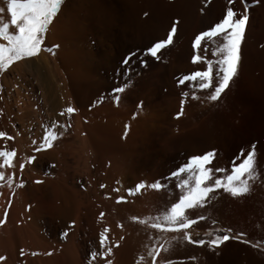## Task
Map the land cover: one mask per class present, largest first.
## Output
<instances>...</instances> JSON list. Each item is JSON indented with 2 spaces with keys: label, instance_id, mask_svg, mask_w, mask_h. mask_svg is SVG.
Segmentation results:
<instances>
[{
  "label": "rangeland",
  "instance_id": "rangeland-1",
  "mask_svg": "<svg viewBox=\"0 0 264 264\" xmlns=\"http://www.w3.org/2000/svg\"><path fill=\"white\" fill-rule=\"evenodd\" d=\"M199 1L196 9L197 17L191 19L184 36L177 37L175 33L174 36L177 37H175V43L173 42L174 44L172 43L167 50H161L162 54L158 53L161 55L159 61L145 57L144 59L149 60L147 66L141 65L140 52L149 45L150 41L160 38L153 31L158 24V19L153 14H149L150 19L142 16L141 28L139 25L136 27L132 17H124L125 15L120 17L122 20L112 21L108 25H94L91 21H86V29L79 33V39L76 38L78 40L75 44L78 67L86 77H89L85 84L83 82L77 85L64 84L63 80L61 81L63 77L59 78L53 72L51 65L47 63V57L38 56V54L27 58L32 62L8 66L4 70L5 73L0 74V96L3 97L0 101L3 109L0 114L3 119H1L0 131L15 137L13 141L8 142L2 139L1 145L7 143L9 148L14 147L17 150L14 158L16 166L25 160L26 155L22 147L34 146L33 140L39 142L45 128H51L53 121H59L66 126L57 127L54 131L58 134L62 133L61 137L69 138V149L79 154L81 152L80 135L86 132L84 124L91 122L90 126H94L91 128L99 143L100 153L106 156L104 167L107 166L106 171L99 172L100 174L93 170L94 182H96L94 191L98 192L95 191L96 203V199L101 194H99L101 189L99 185L104 182L100 177L103 175H106L109 180L108 186L111 193L114 192H112L113 189H121L123 192L126 189H132L134 192L126 191V193L131 196L139 194L138 197H140L141 191L136 192L138 194L135 193V185L140 182L146 184L160 182L165 185V188L158 192L149 189L151 193H154L147 195L145 204L139 212L131 208H129L131 210L128 209L129 212H121L112 206L106 212L107 228L110 232L107 233V237L112 244H116L115 236L120 229L128 233L125 234L128 238L129 251L126 248V250L122 249L117 260L116 247L113 248L111 257L113 264H117L116 261L118 264L120 262L122 264L125 262L126 264H152L149 251L154 244L160 249L156 264H164L169 260L172 264H240V261L236 260L228 263L221 262L217 257L218 252L208 249L206 245L189 244L184 240L182 230L157 232L149 226L152 222L151 218L159 216L162 219L166 206L175 202L181 195V190L174 187L177 179H166L169 172L185 164L188 157L202 154L211 148L217 150L215 163L225 169L223 173L214 175L217 178L226 179L227 175L231 174L232 163H240L239 159L234 160L238 150L248 149L256 142V150L259 152H257L259 157L256 160L258 178L255 181H249L250 192L243 196L233 197L223 189H218L211 206L189 210V218L197 215L205 217L204 220L190 227L192 238L211 239L216 229H224L227 223H237L233 221L236 219L234 217L242 220L248 216V219L258 223L264 219V148L259 144L264 140L262 138L264 137V85L261 86L256 72H246V81H241L238 66L237 76L217 101L205 99L208 93L200 91L196 93L199 99L194 100L191 98V90L186 85L179 87L176 85V77L198 68L190 65V55L182 50L183 41L188 42L186 39L192 38L196 33L211 26L201 22L202 13L199 9L205 5V0ZM245 39L244 36L243 40ZM217 42L215 41L214 46L218 45ZM211 46L213 45H208L209 59L212 58ZM240 50L242 57L243 41ZM129 51H135L136 56L127 64H123L122 60ZM199 67L202 68L203 65ZM37 69H40L38 73ZM262 69L264 74V67ZM126 70L127 74H125ZM247 85H250V88ZM122 86L124 91L118 94L119 103L114 104L112 97L117 94L112 90ZM182 92H188V96L183 98V114L177 117L176 114L181 111ZM141 101L142 104L137 107ZM69 105L77 108L78 111L73 113L71 118L67 113L60 116L59 113ZM106 120H109L112 125L117 121H124L128 128L125 130L123 127L121 131H117L114 127L101 129L100 121ZM250 140L253 143L252 141L250 143ZM50 155L52 154L45 157L46 168L43 169L45 171H42L43 173L49 172L54 165ZM76 164L81 170L82 162ZM11 173L16 175L17 171L13 168ZM76 180V184L83 189L85 185L83 176ZM104 185L107 186V184ZM238 208L240 211L237 210ZM241 208L244 209L241 210ZM242 211H247L246 213L249 214H244ZM95 212H97L96 221L100 220L99 209ZM134 216L138 219L133 220ZM140 220L147 223H140ZM213 220L216 221L215 224ZM117 223L122 227H117ZM60 225L59 234L65 230L69 233L67 228ZM94 237L90 240H82L80 264H87L86 253L89 250L98 249L99 236L97 234Z\"/></svg>",
  "mask_w": 264,
  "mask_h": 264
},
{
  "label": "bare ground",
  "instance_id": "bare-ground-1",
  "mask_svg": "<svg viewBox=\"0 0 264 264\" xmlns=\"http://www.w3.org/2000/svg\"><path fill=\"white\" fill-rule=\"evenodd\" d=\"M6 2L7 0H0V9H6ZM207 2V4L204 3L205 5H203L205 12L202 14L201 22L203 24H212L216 21L217 17L220 16L223 7L226 6V0H207ZM245 2L248 4L249 9V26L247 25L248 27H246V39L245 41L243 40L239 74L241 81H246V72L255 71L262 84L261 86H263L264 0H245ZM199 3V0H63L59 13L53 18V21L48 27V31L45 34V41L38 56L45 55V57H47V63L51 65L53 72H55L59 78L63 77L61 81L63 80L62 82L64 84L77 85L79 82L85 84V82L89 80L87 79L89 77H86L78 67V54L76 53L75 44H77L76 41L79 39V33L86 29V21L89 20L94 25H108V23L121 19L122 16L125 15L124 17H132L136 27L139 25L141 28L140 22L143 21L142 14L148 12L149 14L155 15L158 19V24L154 27L153 31H155L160 38L165 37L166 30L170 25V20L179 18L181 23L178 25L175 34L179 37L180 35L184 36L187 32L186 30L189 27L188 25L191 19L195 16L197 17L198 11H196V9ZM235 6L242 10L239 0H236ZM7 21L8 17L6 12L0 13V22ZM12 30L13 29L10 27L9 31ZM176 36H174L173 42L176 41ZM189 39H186L188 40L186 43L183 41L182 50L191 57V43L194 36L190 41ZM215 41L216 40L210 41L209 46L210 44L214 46ZM0 43H4V41L0 40ZM217 43H219V41ZM53 45H58L59 47L53 48ZM29 61L32 62V60L25 58L15 61L9 66L29 63ZM190 65L199 67V65H193L191 63ZM39 70L40 69H37V73ZM3 72L4 71H0V74ZM39 76H41V74ZM42 80L45 82V78ZM248 87L250 88V85ZM1 119L2 117H0V125L3 120ZM123 122L124 121H117V123H115L116 125H112L109 123V120H106L100 121L99 124L101 129L114 127L117 131H121L125 124ZM90 123L91 122H89V124H84L86 132L80 135L81 142L79 141V143H81V152H79V150V154L69 149V138L58 135L57 139L52 141L53 146L49 148L48 151L36 153V161L29 164L27 163V157L32 154L33 146L24 145L22 148L23 153L26 155L23 161L25 167L22 171L18 167L19 165L16 166L17 168H14L17 173L14 175L13 188L10 189L6 183L0 181V217L4 215V208L8 207L6 222L4 225L0 226V254L8 257L7 264H80V258L82 257L80 246L82 245L81 243H83L82 240H90L92 237L97 236L100 231H103L105 226L107 227L106 212L111 206L117 208V210L121 212H126L129 208L139 212L141 207L145 204L144 202L147 195L151 193L149 189L141 190L140 197H138L139 194L136 192L135 193L138 194L137 196H131L126 193V191H121V189H119L121 192H113L112 190L113 193H111L110 187L108 186L109 180L106 175L100 176L102 181H104L102 184H107V186L105 185V188L99 190V194H101L98 199H96L97 203L95 202V191L96 193L98 192L97 190L94 191L96 182H94L93 170L101 173L104 170L106 171L105 167L107 166L104 167L106 156L105 154L102 155V152L100 153L99 143L95 138V132L93 133V129L91 128L93 125L90 126ZM262 138L264 137L262 136ZM252 139L254 140V138ZM251 141L252 140L249 142L251 143ZM1 142L2 139H0V145ZM38 143L39 142H37V144ZM259 144L264 148V140ZM259 149L261 150L260 147ZM49 154L53 155L50 156L54 165L52 164L53 167L49 172L43 173L45 172L43 169L46 168L44 163L45 157ZM79 162H82L81 170L79 169L80 166L77 168L78 165L76 163ZM118 170L121 169L118 168ZM4 171L7 175L11 172V169H5ZM81 176L85 179L83 189L76 184V179ZM35 180H41L42 183L36 184L33 182ZM20 181L24 182L25 187H16V184H19ZM153 191L158 192L155 190ZM9 196H11L12 201L10 206L8 205ZM117 196H124L125 202L117 203ZM149 196L151 197L152 195ZM128 204L131 205V207H128ZM27 205H31V208L26 211ZM98 209L100 213L101 211L104 213V216L101 217L100 220H97V222L95 219L97 212L95 211H98ZM239 209L240 208L237 210ZM243 209L241 208V210ZM246 212L243 213L245 214ZM116 216H118L117 212ZM234 218L236 219L233 221L237 223H227L224 229L231 228L233 235L237 232L245 233L244 239L249 240L250 243L244 244L240 240L227 241L225 244L220 245L218 249H214L218 252L217 254H219L217 257L224 263L236 260L240 261V264H264V219L260 220L258 223L254 222L253 219H248V216L242 220L237 217ZM72 221H75V224L69 227ZM230 221H232V219ZM59 225L69 230L66 240L61 239L59 236ZM47 226L48 228L46 229ZM125 233L127 232L120 229L117 236H115L117 239L116 244L118 243V247H116L115 250L117 260H119L122 249H127L128 247V238H126ZM120 237H123V239H120ZM253 244L257 246L252 247ZM21 248L24 249L26 254L37 252L39 255H26L21 258L19 256V249ZM46 251H51L52 254L44 255L43 253ZM127 251H129V249H127ZM131 257L130 255V258ZM115 261L116 260H114V262ZM116 263L118 264V261H116ZM120 264L122 263L120 262Z\"/></svg>",
  "mask_w": 264,
  "mask_h": 264
},
{
  "label": "snow or ice",
  "instance_id": "snow-or-ice-1",
  "mask_svg": "<svg viewBox=\"0 0 264 264\" xmlns=\"http://www.w3.org/2000/svg\"><path fill=\"white\" fill-rule=\"evenodd\" d=\"M62 4L63 0H7L6 9H0V13L6 12L8 17L7 22H0V40L4 41V43H0V71L6 70L15 61L34 57L41 51L48 27L53 18L59 13ZM205 4H207V0H205ZM239 4L242 6V10L235 6L236 0H226V6L223 7L216 21L210 27L195 34L192 40L190 63L203 65V67H198L194 71L179 75L175 79L177 87L186 85L191 90V98L194 100L199 99L196 93L200 91L208 93L205 99L217 101L238 74V66L241 60L240 46L249 21L248 4L245 0H239ZM200 12L203 14L205 8H200ZM142 15L147 19L151 18L148 12H144ZM180 23L179 18L171 19L165 37L150 41L149 45L143 48L140 52V63L142 66L148 65L149 60L144 59L145 57L153 61L160 60L161 55L158 53L162 54L161 50H167L173 43L174 34L177 32ZM10 27L13 29L12 31H9ZM213 40L219 41V43L212 47V58L209 59L207 56L208 45ZM52 47L56 48L59 46L53 45ZM134 56H136V52L129 51L122 63L127 64ZM125 74H127V70ZM112 91L117 94L112 97L113 103L118 104L120 99L118 94L123 92L124 88L122 86L114 88ZM187 96L188 92L181 93V111L176 114L177 117L183 114V98ZM2 100L3 97L0 96V101ZM141 104L142 101L137 104V107H140ZM76 111H78L77 108L69 105L59 115L64 116L67 113L68 117L71 118ZM2 112L3 109H0V113ZM133 116H135V113H133ZM57 127L64 128L66 126L60 124L59 121H53L51 128H45L38 144L36 140L32 141L34 146L32 154L27 157V163L32 164L37 159L36 153L44 152L53 146L52 141L57 139L58 135H62V133L58 134L54 131ZM124 127L127 130L128 125L125 124ZM16 135L18 136L19 133L17 132ZM0 139L8 142L13 141L15 137L5 131H0ZM16 155L17 150L14 147L9 148L7 143L0 145V181L6 183L10 189L13 188L14 173L9 172L6 175L4 170L15 168L14 158ZM236 159H239L240 163L233 162L231 174L227 175L226 179H221L214 175L225 171L224 168L218 166V163H215L217 161L216 148L188 157L185 164L169 172L166 178L168 180L177 179L174 187L181 190V195L175 202H171L166 206L162 219L159 216L151 218L152 222L149 226L157 232H178L182 230L183 238L189 244L206 245L210 250L218 249L220 245L230 240H240L244 244H249L250 241L244 239L245 233L237 232L233 235L231 228L216 229L212 238L207 240L193 239L189 231L191 226L205 219L203 215L189 218V210L211 206L218 189H223L224 192L229 193L233 197H240L250 192L249 181H255L258 178L255 143L251 144L247 150L240 148L234 157V160ZM24 167L25 164L21 162L19 165L20 170L22 171ZM33 182L36 184L42 183L41 180ZM22 186L23 181L16 184V187ZM99 186L101 189L106 187L104 184ZM81 187L83 188V185ZM164 188L165 185L160 182L150 184L140 182L135 185V192H140L143 189L161 191ZM113 191H119V189H113ZM126 191L129 193L133 192L132 189H126ZM116 202H125V197L117 196ZM11 203V196H9L8 205L10 206ZM30 208L31 205H27L25 210L27 211ZM7 215L8 207H5L4 215L0 217V226L5 224ZM99 215L103 217L104 213L101 212ZM137 219V217H133V220ZM139 222L147 223L144 220ZM212 222L213 224L216 223L215 220ZM73 224H75V221L70 222L69 227ZM116 226L122 227L119 223ZM108 232L109 229L107 227L99 232L98 249H91L86 253L87 264H113L111 259L113 248L118 247V243L112 244L108 240ZM68 234V231L65 230L59 235L61 239H66ZM149 238L151 239V237ZM120 239H123V237H120ZM256 246L255 244L252 245V247ZM159 251L160 249L156 248L155 244L149 251L152 264H156ZM43 254L51 255L52 252L46 251ZM26 255L36 256L39 253L31 252L26 254L23 248L19 249L21 258ZM7 261L8 257L0 254V264H7ZM164 264H172V261H165Z\"/></svg>",
  "mask_w": 264,
  "mask_h": 264
}]
</instances>
